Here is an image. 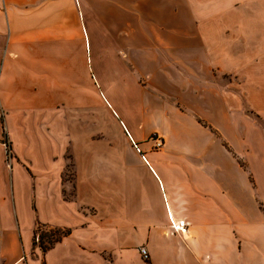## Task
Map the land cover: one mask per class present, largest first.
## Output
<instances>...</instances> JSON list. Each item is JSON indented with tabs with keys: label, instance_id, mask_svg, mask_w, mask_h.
I'll list each match as a JSON object with an SVG mask.
<instances>
[{
	"label": "crops",
	"instance_id": "obj_1",
	"mask_svg": "<svg viewBox=\"0 0 264 264\" xmlns=\"http://www.w3.org/2000/svg\"><path fill=\"white\" fill-rule=\"evenodd\" d=\"M87 46L121 50L147 98L122 146L45 141L46 58L86 88ZM251 114L264 120V0H0V264H264ZM37 223L69 233L42 251Z\"/></svg>",
	"mask_w": 264,
	"mask_h": 264
},
{
	"label": "rangeland",
	"instance_id": "obj_2",
	"mask_svg": "<svg viewBox=\"0 0 264 264\" xmlns=\"http://www.w3.org/2000/svg\"><path fill=\"white\" fill-rule=\"evenodd\" d=\"M87 62L91 73L93 84L85 87L60 86L59 62L46 58L45 63V141L55 143L64 137L70 136L72 143H89L100 148L108 142H116L120 146L127 143L125 133L121 126L124 121L127 126L126 117L130 115V122L134 123L143 113L149 112L148 101L130 78L129 68L123 64L121 50H76V56ZM50 70L52 77H48ZM128 70V71H127ZM130 78L129 81L127 78ZM88 79V77H87ZM109 82L114 87H105ZM105 89L118 90V96L105 92ZM151 94H154L149 90ZM75 98V102H67L64 99ZM107 100L108 106L105 104ZM109 101V102H108ZM154 113V112H153ZM254 125L264 132V120L251 114ZM155 122L162 123V117L157 113L152 117ZM150 137H157L151 134ZM162 140V137H160ZM66 156L70 153L67 151ZM72 191V190H71ZM51 227H41L40 231L49 233ZM34 243L38 245V234L34 235Z\"/></svg>",
	"mask_w": 264,
	"mask_h": 264
},
{
	"label": "trees",
	"instance_id": "obj_3",
	"mask_svg": "<svg viewBox=\"0 0 264 264\" xmlns=\"http://www.w3.org/2000/svg\"><path fill=\"white\" fill-rule=\"evenodd\" d=\"M1 123H2V130H3L2 141L6 145L7 153H9L10 145L6 139V134H5L4 127H3V120L1 121ZM41 227H46V226L40 223H37L36 228L34 230V235L38 234V246L40 247L42 251H45L50 246H52L55 242L59 241L62 236L69 233L68 229H62V228H56V227L51 228L52 230H50L49 233H46V232L40 231Z\"/></svg>",
	"mask_w": 264,
	"mask_h": 264
},
{
	"label": "built area",
	"instance_id": "obj_4",
	"mask_svg": "<svg viewBox=\"0 0 264 264\" xmlns=\"http://www.w3.org/2000/svg\"><path fill=\"white\" fill-rule=\"evenodd\" d=\"M154 141V144L156 147L160 146L162 144V140L159 138V137H155L153 139ZM183 226V222H179L177 225H175L174 223L171 224V228L174 230V231H178V230H182L181 227ZM141 254H142V257L144 259L147 258V252L144 250V249H141Z\"/></svg>",
	"mask_w": 264,
	"mask_h": 264
}]
</instances>
